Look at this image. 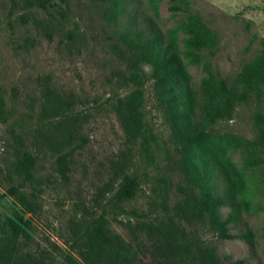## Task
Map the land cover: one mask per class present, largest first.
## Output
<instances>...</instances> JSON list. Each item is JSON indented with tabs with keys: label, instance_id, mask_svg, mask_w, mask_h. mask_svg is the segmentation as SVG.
I'll return each mask as SVG.
<instances>
[{
	"label": "rangeland",
	"instance_id": "1",
	"mask_svg": "<svg viewBox=\"0 0 264 264\" xmlns=\"http://www.w3.org/2000/svg\"><path fill=\"white\" fill-rule=\"evenodd\" d=\"M42 2L53 5L42 9ZM146 20L187 79L189 120L196 103L214 95L203 91L205 81L238 97L229 118L198 139L202 150L191 146L196 175L210 161L220 191L225 179L213 168L217 161L233 184L234 206L218 207L232 239L220 240L193 202L199 189L145 80L147 63L135 71L143 83L131 81L123 43ZM190 37L203 44L191 45ZM134 95L138 127L127 136L115 104ZM258 114L264 117V0H0V264H84L72 241L98 216L128 246L119 258L130 264H211L202 259L205 249L217 264H264ZM124 177L136 179L137 192L117 204L112 195Z\"/></svg>",
	"mask_w": 264,
	"mask_h": 264
},
{
	"label": "trees",
	"instance_id": "2",
	"mask_svg": "<svg viewBox=\"0 0 264 264\" xmlns=\"http://www.w3.org/2000/svg\"><path fill=\"white\" fill-rule=\"evenodd\" d=\"M38 5L40 8L46 9V7H52L53 4L42 2L38 3ZM112 11L113 9H109V12ZM115 18L114 16L112 20H115ZM146 21L144 28L135 27V31H133L134 33L128 43L126 41L125 43L122 42L131 54L130 60L133 61L134 70L131 75V81L136 85L143 83L142 76L136 74L135 71H137L138 64L142 62L147 63L149 71L147 76L144 75L146 77L145 80L152 81L155 97L169 115L173 135L178 144H180L179 146L184 154L183 157L187 161L184 165L192 177L191 183L199 189L198 198H194L193 202L198 207V212L202 220H204V213L207 215L208 224L213 227V230L216 231V235L220 240L232 239L235 236L226 232L224 228L226 222L220 220L218 207L225 202H229L231 206H234L233 184L225 173L224 168L217 161L213 162V168L220 170L225 179V185L220 191H217L213 184L214 176L212 175V170L214 169L209 170L211 166L209 160L207 172L205 169L201 172L200 169L201 174L204 173L206 175L203 174L199 177L200 172L196 175L192 169L194 164L193 160H191V156L195 157V152L192 151L193 148L191 146L198 145V149L202 150L198 139L205 136L209 125L217 120H226L229 118L232 103L238 97L230 92L221 82L211 81L212 83H210L205 81L202 83L203 91L213 92L214 95H205L198 104L196 103L198 114L194 116V120L193 118L189 120L188 116L194 108V103L188 88L187 79L183 75L180 63L175 57L170 45H165L159 32L152 28V23L148 20ZM147 27L151 29L150 34L144 33ZM190 39L192 42L190 43L191 45L203 44L199 38L190 37ZM216 95L223 98L220 104L217 102L214 103ZM241 98L243 97L241 96ZM136 105H140V99L137 95L129 96L123 100H117L115 104L116 116L122 122L127 136L128 129L131 126L138 127V115L134 109ZM255 122L261 133V140L264 142V117L258 114ZM179 146L175 148L177 151L179 150ZM199 153L201 154V151ZM24 174L25 178H31L28 167L25 168ZM136 192V179L133 177H124L114 191L112 201L117 204L128 202L135 197ZM12 194L16 197L19 196L16 191ZM18 200L21 207L29 211V202L22 197H18ZM230 217L235 218V215H231ZM140 226L143 227L144 225ZM121 242L118 236L109 231L103 216H98L88 223L83 231L72 241V243L79 244V247L82 248L79 257L84 264H130L126 259V255L119 258L122 253L127 254L129 252V249L126 248L128 246L125 245V247L123 245L124 243L120 245ZM90 253H93L95 256L91 257ZM100 255L106 256L107 261H102ZM202 259L206 263L217 264V262L215 263L212 249H205L202 253ZM34 264L45 263L39 258L34 259ZM234 264H241V262L236 261Z\"/></svg>",
	"mask_w": 264,
	"mask_h": 264
}]
</instances>
